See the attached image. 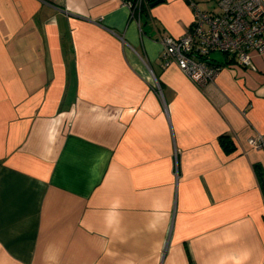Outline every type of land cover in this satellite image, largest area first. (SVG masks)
<instances>
[{
    "label": "crops",
    "instance_id": "0c3cea01",
    "mask_svg": "<svg viewBox=\"0 0 264 264\" xmlns=\"http://www.w3.org/2000/svg\"><path fill=\"white\" fill-rule=\"evenodd\" d=\"M150 3L0 0V264H264V53L198 87Z\"/></svg>",
    "mask_w": 264,
    "mask_h": 264
},
{
    "label": "built area",
    "instance_id": "2783aa9c",
    "mask_svg": "<svg viewBox=\"0 0 264 264\" xmlns=\"http://www.w3.org/2000/svg\"><path fill=\"white\" fill-rule=\"evenodd\" d=\"M194 10L191 27L179 37L160 38L163 65L175 63L198 87L212 81L221 69L213 52L235 57L240 65L252 64L254 53H264V0H218L213 10ZM131 11L139 12L146 0H121ZM254 148H264V136L247 139Z\"/></svg>",
    "mask_w": 264,
    "mask_h": 264
},
{
    "label": "trees",
    "instance_id": "16d2710c",
    "mask_svg": "<svg viewBox=\"0 0 264 264\" xmlns=\"http://www.w3.org/2000/svg\"><path fill=\"white\" fill-rule=\"evenodd\" d=\"M220 140H221L222 145L225 148H229V150L232 149V147H231L232 143H231V140H229L228 136L223 135L220 138ZM257 171H259V168L258 167H257ZM261 184H262V188H264V176H262V175H261Z\"/></svg>",
    "mask_w": 264,
    "mask_h": 264
},
{
    "label": "rangeland",
    "instance_id": "374dc122",
    "mask_svg": "<svg viewBox=\"0 0 264 264\" xmlns=\"http://www.w3.org/2000/svg\"><path fill=\"white\" fill-rule=\"evenodd\" d=\"M212 56L221 57L222 56V53H220V52H213L212 53Z\"/></svg>",
    "mask_w": 264,
    "mask_h": 264
},
{
    "label": "water",
    "instance_id": "95a60500",
    "mask_svg": "<svg viewBox=\"0 0 264 264\" xmlns=\"http://www.w3.org/2000/svg\"><path fill=\"white\" fill-rule=\"evenodd\" d=\"M149 1H151L150 5L152 6V5L160 2L161 0H149Z\"/></svg>",
    "mask_w": 264,
    "mask_h": 264
}]
</instances>
